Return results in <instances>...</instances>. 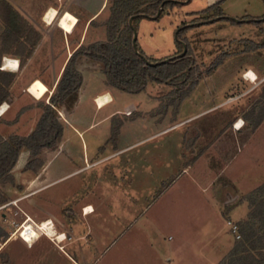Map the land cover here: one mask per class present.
I'll list each match as a JSON object with an SVG mask.
<instances>
[{
	"label": "rangeland",
	"instance_id": "obj_1",
	"mask_svg": "<svg viewBox=\"0 0 264 264\" xmlns=\"http://www.w3.org/2000/svg\"><path fill=\"white\" fill-rule=\"evenodd\" d=\"M239 2L240 9L228 15L232 19H257L249 15L264 5V0ZM5 3L40 36L29 58L20 43L4 45ZM50 8L67 31L56 21L45 23ZM196 9L192 3L160 21L142 20L137 34L142 51L157 61L175 55L174 31L201 16L185 14ZM64 11L68 15L62 19ZM262 16L264 10L257 17ZM108 18L107 0H0V53L13 52L6 56L21 66L14 94L34 79L50 86L54 77L58 82L73 51L107 40ZM126 25L120 33H126ZM184 37L201 75L176 115L173 86L149 83L140 94L125 93L107 85L98 61L79 59L83 97L70 116L74 129L66 131L64 145L43 149L37 157L41 167L29 171H24L29 155L22 149L11 173L14 185L0 183V264H152L160 256L156 249H179L190 236L208 239L218 233L232 240V248L243 240L242 224L260 200L255 189L264 184V119L256 125L264 111V47L253 50L264 46V23L221 20ZM215 59L221 64L212 70ZM248 69L257 73L254 83L246 79ZM88 92L110 93L111 102L96 110L86 101ZM30 100L38 109L40 102L47 104L44 98ZM143 138L151 139L136 143ZM88 205L94 208L90 215ZM47 221L65 235L62 242L38 229ZM228 222L237 226L240 238ZM28 225L38 233L31 243L20 237Z\"/></svg>",
	"mask_w": 264,
	"mask_h": 264
},
{
	"label": "trees",
	"instance_id": "obj_2",
	"mask_svg": "<svg viewBox=\"0 0 264 264\" xmlns=\"http://www.w3.org/2000/svg\"><path fill=\"white\" fill-rule=\"evenodd\" d=\"M109 5V18L106 22L107 40L89 46L88 49L79 47L68 58L61 76L55 86V90L49 98V103L40 102L39 108L42 114L35 128L28 136L11 135L7 138L0 136V183L14 185L11 171L15 166L19 153L25 149L29 153L24 171L41 167L37 157L43 149H54L61 141L63 123L60 120L59 111L64 109L70 112L78 100V92L82 83V75L77 68L81 57H90L102 65L103 74L108 86L129 94H140L145 91L149 83L165 84L175 88L177 103L173 109L176 115L180 103L187 98L198 85L199 69L195 66L193 55L184 37L185 32L200 25H209L216 21H228L230 23H264V16L252 18L232 19L224 14L222 2H218L203 11L187 14L188 16L201 15L189 22H182L174 31L176 42V54L164 57L160 61L148 57L136 41L137 48L132 44L133 31L129 26L132 18V26L139 31L142 20L160 21L166 14L174 9L189 5L191 0H107ZM5 8V39L4 45L12 41L20 43L25 51V58H29L35 44L39 41L38 32L18 14L9 4ZM127 21L124 28L126 33H120V28ZM33 36V39H31ZM20 39H23L20 42ZM264 46H254L253 50ZM184 48L186 52L183 53ZM13 52L0 53L1 58ZM23 55L22 53H18ZM14 54V55H18ZM167 60V61H166ZM21 64V62H20ZM221 64L215 59L211 69L215 70ZM15 79V75L0 69V105L9 98L8 88ZM264 101V86L260 96ZM172 104H170L171 106ZM22 109L16 117L24 112ZM264 119V111L259 114L256 125ZM118 128H112L111 136L116 137ZM264 184L255 189V198H260L257 205L251 211L247 220L243 223V240L234 246L219 264H264ZM254 198V199H255ZM252 199V205L256 199ZM259 221V225L256 224ZM250 251V252H249ZM251 251H255L253 255ZM245 253L241 257V253ZM248 260V261H247Z\"/></svg>",
	"mask_w": 264,
	"mask_h": 264
},
{
	"label": "crops",
	"instance_id": "obj_3",
	"mask_svg": "<svg viewBox=\"0 0 264 264\" xmlns=\"http://www.w3.org/2000/svg\"><path fill=\"white\" fill-rule=\"evenodd\" d=\"M234 1H236V0H191L190 4H192V3L195 4L197 6V9H196V11H193V12L185 10L186 11L185 14L200 12V11H203L206 8L216 4L218 2H222V9H223L224 14L233 16L234 13H231V11L237 10V8L240 7L239 6L240 0H238L237 4ZM188 6L189 5L183 6L179 9L183 10L184 7H188ZM238 9H240V8H238ZM53 10L56 12V14L54 15L52 21L49 22L47 20V16ZM263 10H264V5L260 6L259 11H256L257 13L255 12L249 16H253V17L260 16V15H262ZM66 15H68V11H64L60 16H62V19H64L63 17H65ZM72 16H74V15L72 14ZM44 21L48 25H50L54 21H56L57 27L60 26L61 29L63 28L61 26L62 20L59 21L58 12L53 8H50L46 11L45 16H44ZM76 25H77V23H75L73 25L72 29L70 31H68L69 34L73 32ZM63 30L67 31L65 28H63L62 31ZM68 33H66V34H68ZM6 55L7 54H5L2 58L0 69L3 71H8V72L13 73L15 75V79L12 82V84L10 85V87L8 88L9 95H10L8 100L6 102H3L0 105V113H1V115H0V136L3 138H7L8 136H11V135L24 137V136H28L32 132V130L35 128V126H36L37 122L39 121L40 116L42 114V112H40V110H39L40 108L38 109L35 106L34 107L31 106L34 103V101L33 100L31 101L30 99H35L36 101H38V100H41L44 98L47 100V104H48L49 98L52 95L53 90L56 86L55 84H57V78L55 79V77H54V79H53L54 82L52 83L51 86L49 83H46V81L44 82V81H41L40 79H34L33 81H31L29 83V85L26 86L25 89L23 88L20 90V92H18V94H14L13 91H14V88L16 85V81L19 79V76L21 75L20 74L21 66L19 67V60L15 58L14 60H16V61L14 64H12L13 66L9 67L8 70H4L5 65L9 59ZM69 57H70V55H69ZM68 58L66 59V62H67ZM17 63H18V68L16 67ZM64 66L62 67L61 73L63 71ZM248 70L252 71L255 75L257 74L252 69H248ZM242 74H244V73H242ZM38 81L41 82L47 89V92L42 94L41 98H37V96H35L33 94V92H31V87ZM82 84L80 86V89L78 92V100H77L74 108L70 112H67L64 109L59 111V114L62 117L60 120H62L64 122L63 134H62V138L60 141L61 147L64 145V136L66 134V131L68 129L69 130L74 129V127L70 121V116L72 115L74 110H76L79 107V105L82 101V97H83V86H82ZM110 95H111L110 93H105L104 95H100L99 92H92V93L88 92L86 101L90 102L91 104L94 103V105L96 104L95 107L97 110L99 108L101 109V107L99 106V103H98L99 98H102L104 96H109L111 98ZM189 97H191V96H189ZM189 97L186 98L184 101L188 100ZM182 108L183 107L181 106L180 110H182ZM22 109H25L24 112L21 115H19V117L16 120L17 114ZM116 112H117L116 110L111 111L109 113V115L106 116L104 119H107L109 116H111L112 114H114ZM188 117L181 119L179 122L183 121L184 119H186ZM226 121L229 122V117H226ZM92 126L93 125L90 124L88 127H85V129L82 132L90 129ZM79 134H81V132H79ZM148 139H151V138H143L140 141H137L136 143L138 144V143L144 142L145 140H148ZM119 152H122V151H116L115 154H117ZM27 153H28V151H27ZM28 155H29V153H28ZM86 165H88V163H86ZM188 169L190 171H193V167L191 164L188 166ZM11 173H12V171H11ZM209 195L211 197V194H209ZM211 199H214V198L211 197ZM88 206H91V205H88ZM168 239H170V237ZM150 240H151L150 246H152V247L155 246L154 248L156 249V247L159 245L155 244L154 238L151 237ZM93 241L94 242L98 241L97 237ZM231 248H232V240L222 239L221 237L218 236V233H216L215 236H213L212 238L209 237L208 239H206V238L203 239V236L200 234L194 235L193 237L190 236L189 239L183 241L182 245H180L179 249H172L171 251H167L164 253L159 252L158 249H156L157 253H159L158 255H160V256H156V259H155V261L152 262V264H219L223 260V258L230 252ZM149 256L152 257V254H150Z\"/></svg>",
	"mask_w": 264,
	"mask_h": 264
},
{
	"label": "bare ground",
	"instance_id": "obj_4",
	"mask_svg": "<svg viewBox=\"0 0 264 264\" xmlns=\"http://www.w3.org/2000/svg\"><path fill=\"white\" fill-rule=\"evenodd\" d=\"M55 14H56V12L54 10L51 11L47 16V20L49 22L52 21ZM15 61L8 59L4 70H8L9 67L13 66L12 64H14ZM246 79L248 81H250L251 83H254L257 80V76L252 71H249L246 75ZM31 92H33V94L35 96H37V98H41V95L44 94L45 92H47V89L41 82L38 81L31 87ZM110 102H111V98L109 96H104L102 98H99V100H98L99 106L101 108H103L104 106H106ZM241 127H242V125H238V129H240ZM92 213H94V208L92 206H88L86 208L85 214L90 215ZM23 229L24 230L20 233V237L22 239H24L25 242L31 243L34 241V239L37 238L38 233L33 228L32 225H28L26 227L24 226ZM38 229L42 232V234L44 233L45 235H47L49 237L50 236L54 237V240L57 241L58 243L62 242L65 239L64 234L57 233L54 231L53 223L50 221L43 223L41 226H38Z\"/></svg>",
	"mask_w": 264,
	"mask_h": 264
},
{
	"label": "water",
	"instance_id": "obj_5",
	"mask_svg": "<svg viewBox=\"0 0 264 264\" xmlns=\"http://www.w3.org/2000/svg\"><path fill=\"white\" fill-rule=\"evenodd\" d=\"M129 26H130V28L133 31L132 44H133V47L136 49L137 48V44H136V41H137V32L134 29V27L132 26V18H130V20H129ZM185 52H186V48H184L183 53L180 56H182Z\"/></svg>",
	"mask_w": 264,
	"mask_h": 264
},
{
	"label": "built area",
	"instance_id": "obj_6",
	"mask_svg": "<svg viewBox=\"0 0 264 264\" xmlns=\"http://www.w3.org/2000/svg\"><path fill=\"white\" fill-rule=\"evenodd\" d=\"M10 60L15 61L14 59H10ZM16 67L18 68V63H17ZM0 115H1V113H0ZM228 225L230 226V231L236 236V238H240L239 234H237V226L233 225L231 222H228Z\"/></svg>",
	"mask_w": 264,
	"mask_h": 264
}]
</instances>
